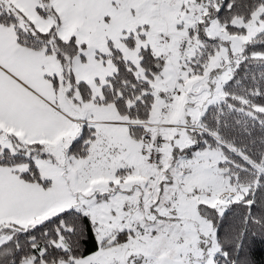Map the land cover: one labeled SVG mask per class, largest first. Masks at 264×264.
<instances>
[{"label":"snow or ice","instance_id":"obj_1","mask_svg":"<svg viewBox=\"0 0 264 264\" xmlns=\"http://www.w3.org/2000/svg\"><path fill=\"white\" fill-rule=\"evenodd\" d=\"M264 0H0V264H264Z\"/></svg>","mask_w":264,"mask_h":264},{"label":"trees","instance_id":"obj_2","mask_svg":"<svg viewBox=\"0 0 264 264\" xmlns=\"http://www.w3.org/2000/svg\"><path fill=\"white\" fill-rule=\"evenodd\" d=\"M261 254H264V250H260V251H258V257H259V255H261Z\"/></svg>","mask_w":264,"mask_h":264}]
</instances>
